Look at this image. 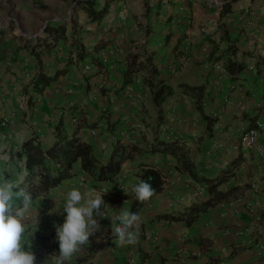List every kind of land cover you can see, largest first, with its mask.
I'll use <instances>...</instances> for the list:
<instances>
[{"label":"crops","instance_id":"1","mask_svg":"<svg viewBox=\"0 0 264 264\" xmlns=\"http://www.w3.org/2000/svg\"><path fill=\"white\" fill-rule=\"evenodd\" d=\"M227 1L111 0L108 14L91 21L78 0H0L3 16L15 10L13 23L0 24V119H9L0 122L1 179L23 176L15 151L32 134L50 144L61 116L68 132L78 129L103 161L118 139L146 147L158 137L184 144L200 175L216 178L228 168L235 171L211 190L178 170L173 154L148 153L126 162L117 184L95 187L78 163L73 177L33 202L37 221L29 227L36 229L26 246L35 264L59 252L56 228L66 213L57 208L68 189L87 193L112 186L108 192L127 196L141 181V160L159 169L164 185L140 210L135 243L120 246L113 236L119 225L112 221L130 211V198H124L120 205L106 204L101 210L106 217H97L100 231L68 264H264V156L241 144L244 130L258 123V145L264 146V0H233L224 15ZM63 22L68 37L55 39L51 29ZM224 28L237 51L217 60L226 47ZM135 53L144 62L150 56L155 78L176 90L161 105L147 81L150 67L124 85ZM228 58L246 67L232 75ZM61 68L67 72L43 93L32 89L40 71L54 74ZM183 83L204 84L203 100L181 91ZM199 104L213 124L204 120ZM91 122L98 124L83 125ZM206 201L204 210L188 212Z\"/></svg>","mask_w":264,"mask_h":264},{"label":"trees","instance_id":"2","mask_svg":"<svg viewBox=\"0 0 264 264\" xmlns=\"http://www.w3.org/2000/svg\"><path fill=\"white\" fill-rule=\"evenodd\" d=\"M109 1L111 0H106L103 5H100L97 0H78V2L82 4L91 21H101L108 14ZM232 3L233 0H230L224 4L222 10L224 15L231 11ZM50 29L51 27L48 25L45 28V31L50 32ZM51 30H53L52 32L55 39H66L68 37L66 35L68 30L66 22L53 27ZM49 34L51 35V32ZM221 42H225L226 47L219 56L215 57V59L219 60L225 54L230 55L236 53V42L227 28H224ZM49 45L50 44L47 43L45 47L47 48ZM216 52V50H213L211 56L214 57ZM132 57L130 66L126 71L127 77L124 85L132 80V74L150 67V78L147 79V81L151 86L153 100L156 104L161 105L169 96L176 92L172 85L166 83L164 80H157L155 78L157 70L153 66H149L148 60L150 59V56L145 57V62L143 60H138L137 53L133 54ZM245 67L246 64L243 61L233 60L231 58L226 60V69H228L232 75L239 74ZM66 72L67 68L58 69L54 74L40 71L32 82V89L37 93H43L52 81L57 80ZM179 87L181 91L194 96L198 103L204 98L206 89L204 84L188 85L183 83L180 84ZM198 108L201 110L202 117L208 125L215 122V119L212 116L205 114L201 104L198 105ZM97 124V122H91L83 125L94 128ZM159 124H162L161 116H159ZM79 125L82 126L81 124ZM148 153L173 154L177 158L176 168L178 170L188 173L198 182L207 183L211 190H215L221 182L229 179L235 172L234 168H228L223 174L216 178H208L200 175L196 170L195 162L189 155V150H187L184 144H181L178 141L159 140L158 137L146 147L140 146L137 143L126 144L118 139L111 149L109 159L103 161L97 158L92 143L80 135L78 129H75L73 132H68L62 116L55 124V136L50 144H43L37 134H32L25 138L21 146L15 151L16 158L23 161L24 179L21 188L32 195L33 202L38 197L48 194L52 189L73 177L76 174L75 168L78 163L84 172L91 175L94 182L92 186L96 187L100 182L117 184L118 177L126 162L134 160L136 155L144 156ZM138 164L140 166L139 176L141 181L149 182L154 188L152 197L146 201H139L136 199L133 191L127 196H120L117 193L111 194L110 192H107L103 195L105 205L102 210L108 203H113L117 206L122 203L124 198H130V212L139 215L140 210L162 190L164 179L159 169L146 160H141ZM5 178H7V175ZM14 202L20 204L22 202V197L16 199ZM208 202L209 201H206L198 205L194 204L188 212L193 214V212L204 210L206 208L205 205ZM173 219L180 220L182 219V216L174 215Z\"/></svg>","mask_w":264,"mask_h":264},{"label":"clouds","instance_id":"3","mask_svg":"<svg viewBox=\"0 0 264 264\" xmlns=\"http://www.w3.org/2000/svg\"><path fill=\"white\" fill-rule=\"evenodd\" d=\"M24 177L17 179H0V264H35V254L26 245L36 227H29L36 215L33 207V197L21 188ZM112 187V186H111ZM111 187L100 191L83 193L79 188L68 189L59 201V208H63L64 221L56 228V238L59 252L49 258L45 264H68L80 248L89 243L90 237L100 231L97 217H106L102 213L105 205L103 195ZM126 193L127 190L123 189ZM135 197L139 201L150 199L154 188L147 181H140L132 187ZM22 197V202L14 201ZM113 236L120 246L131 245L136 241V231L141 223L138 214L124 211L115 221Z\"/></svg>","mask_w":264,"mask_h":264},{"label":"built area","instance_id":"4","mask_svg":"<svg viewBox=\"0 0 264 264\" xmlns=\"http://www.w3.org/2000/svg\"><path fill=\"white\" fill-rule=\"evenodd\" d=\"M8 119L2 120L3 124H8ZM260 124L257 123V126L249 127L244 130L241 136V144L245 148L257 147L259 153L264 156V146L258 145V135Z\"/></svg>","mask_w":264,"mask_h":264},{"label":"rangeland","instance_id":"5","mask_svg":"<svg viewBox=\"0 0 264 264\" xmlns=\"http://www.w3.org/2000/svg\"><path fill=\"white\" fill-rule=\"evenodd\" d=\"M9 6H11V5H9ZM2 8V7H1ZM14 9L12 8V9H9L7 12H6V15L5 16H3L1 13H0V24H4V23H13L14 22V20H13V17L15 16V14H14V12H15V10L13 11ZM5 12V11H4ZM9 16V17H8ZM2 120H5V118H1L0 119V122L2 121ZM9 120V119H8ZM9 122V121H8Z\"/></svg>","mask_w":264,"mask_h":264}]
</instances>
